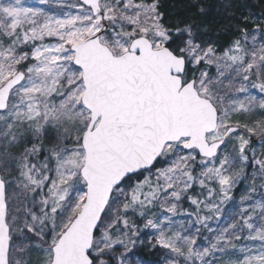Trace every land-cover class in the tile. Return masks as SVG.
Listing matches in <instances>:
<instances>
[{
    "label": "snow or ice",
    "instance_id": "obj_1",
    "mask_svg": "<svg viewBox=\"0 0 264 264\" xmlns=\"http://www.w3.org/2000/svg\"><path fill=\"white\" fill-rule=\"evenodd\" d=\"M56 2L0 0V264H264L260 25Z\"/></svg>",
    "mask_w": 264,
    "mask_h": 264
},
{
    "label": "trees",
    "instance_id": "obj_2",
    "mask_svg": "<svg viewBox=\"0 0 264 264\" xmlns=\"http://www.w3.org/2000/svg\"><path fill=\"white\" fill-rule=\"evenodd\" d=\"M160 5L166 21L179 18L183 22L203 23L209 29L210 38L220 45H226L233 38L234 26L245 15L264 16V0H160ZM131 255H139L150 264L166 263V250L152 249L149 244Z\"/></svg>",
    "mask_w": 264,
    "mask_h": 264
},
{
    "label": "rangeland",
    "instance_id": "obj_3",
    "mask_svg": "<svg viewBox=\"0 0 264 264\" xmlns=\"http://www.w3.org/2000/svg\"><path fill=\"white\" fill-rule=\"evenodd\" d=\"M26 3H32L33 0H25ZM67 3H71L72 0L66 1ZM49 7L53 10L57 9L59 7L58 3H54V2H50ZM245 17L249 18V22L247 23L246 27L251 31L255 25L259 24L260 25V31H264V18H261V16H248L245 15ZM245 17H242L240 21H242ZM255 18V19H253ZM257 35H259V33H257ZM256 119H259L261 117H254ZM236 119H240L241 121L245 120L246 118L241 116V117H236ZM30 135V133L28 134ZM45 146H48L49 141L47 139H45L44 141ZM253 147L256 149L257 154L259 155L262 151H264V148L261 147L260 143L258 142V139L256 137H253ZM0 151H3L2 146H0ZM11 151L15 152L16 149H11ZM251 171V169H249V172ZM12 176H15L16 173L12 172L11 173ZM5 178H9V176L7 174H5ZM243 190V186H241V191ZM237 199L240 195V192H237ZM186 206V205H185ZM148 235L149 233L147 231L144 232V234L142 233L141 238L143 239L144 243L143 246H140L139 244L137 245L136 249L134 251H136L137 249H139L140 247L142 248H146L148 243ZM159 248V247H158ZM120 251H124L123 249H121ZM133 251V252H134ZM132 252V253H133ZM131 253V254H132ZM41 259L40 256H38L35 252L31 253V262L30 264H38L39 260ZM134 264V262H133ZM166 264V263H164Z\"/></svg>",
    "mask_w": 264,
    "mask_h": 264
},
{
    "label": "water",
    "instance_id": "obj_4",
    "mask_svg": "<svg viewBox=\"0 0 264 264\" xmlns=\"http://www.w3.org/2000/svg\"><path fill=\"white\" fill-rule=\"evenodd\" d=\"M67 1V0H66ZM50 2H56V0H50Z\"/></svg>",
    "mask_w": 264,
    "mask_h": 264
}]
</instances>
